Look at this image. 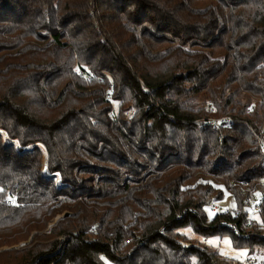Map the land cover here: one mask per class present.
<instances>
[{"label":"trees","instance_id":"1","mask_svg":"<svg viewBox=\"0 0 264 264\" xmlns=\"http://www.w3.org/2000/svg\"><path fill=\"white\" fill-rule=\"evenodd\" d=\"M262 141L264 0H0V264L264 250Z\"/></svg>","mask_w":264,"mask_h":264},{"label":"rangeland","instance_id":"2","mask_svg":"<svg viewBox=\"0 0 264 264\" xmlns=\"http://www.w3.org/2000/svg\"><path fill=\"white\" fill-rule=\"evenodd\" d=\"M210 97L206 94H200L198 96H194L193 98H190L187 100V105L195 108L200 109L202 107L207 106V103L209 104ZM207 212L210 215V217L214 216L217 212L223 211V210H235L236 208V201L235 198L230 194L226 193L225 197L222 200H215L212 202L210 206H207ZM187 234L190 236H194V234L190 230H186ZM208 245L211 247L218 249L222 256L227 257L230 260L231 264H239V260L246 259L249 257L248 250L247 249H238L235 248L232 244V241L230 237H212L209 238L207 241ZM258 258L261 256H264V250L263 249H257L254 252ZM252 257V256H251ZM261 259V258H260Z\"/></svg>","mask_w":264,"mask_h":264},{"label":"built area","instance_id":"3","mask_svg":"<svg viewBox=\"0 0 264 264\" xmlns=\"http://www.w3.org/2000/svg\"><path fill=\"white\" fill-rule=\"evenodd\" d=\"M110 90L112 91V86ZM213 110L216 111V108L213 107ZM229 121L230 120L228 118L224 116H221V117L219 116V117H213L209 121H205V122L211 123L214 125H219V124H227L229 123ZM237 213H239V211H237ZM249 213H250V217L248 219V225L251 224L252 219H255L258 217L261 218L262 213H264V187H263V190L259 191L258 193H253L251 195V198L249 201ZM260 258H258L255 253H253L252 255L250 254L249 257L244 260L243 264L250 263V262H253L255 264H261L262 262H264V256H261Z\"/></svg>","mask_w":264,"mask_h":264}]
</instances>
